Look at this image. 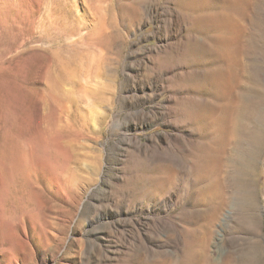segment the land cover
Wrapping results in <instances>:
<instances>
[{
  "label": "rangeland",
  "instance_id": "rangeland-1",
  "mask_svg": "<svg viewBox=\"0 0 264 264\" xmlns=\"http://www.w3.org/2000/svg\"><path fill=\"white\" fill-rule=\"evenodd\" d=\"M245 1L0 0V264H264ZM207 15L236 18L234 48Z\"/></svg>",
  "mask_w": 264,
  "mask_h": 264
},
{
  "label": "bare ground",
  "instance_id": "bare-ground-1",
  "mask_svg": "<svg viewBox=\"0 0 264 264\" xmlns=\"http://www.w3.org/2000/svg\"><path fill=\"white\" fill-rule=\"evenodd\" d=\"M247 1L250 2L251 0H246L245 2H247ZM210 2H211V0H188V6H190L191 8H196V7H199V6L202 7V8H204V7L206 8V6H208L210 4ZM218 2L220 4V6H224L226 8L228 7L229 9H232L233 10L235 8H238L237 6L238 5H241L244 2V0H218ZM222 12H224V11H222ZM226 18H227L226 15H217L216 17L214 15H209L207 17V19H205L203 21L200 20L201 21L200 22L201 23L200 25H202L203 28L206 29L205 26H209V22H211L210 20H212V22L214 21L213 23H214L215 29H217L219 31L225 30L224 28H228V26L230 25L228 29L230 30L231 33H230V36H229L228 39L227 38L224 39L225 36L223 38H220V37H217L216 36L218 38V40H219L220 45H223L224 46L225 43L227 42L228 45L230 46L236 40L235 39L236 38V32H237V29H238L237 27L239 26V23L236 22V18H234V17L230 18L229 22H227L228 21V18L227 19ZM228 23H229V25H228ZM219 36H223V35H221V32H220V35ZM232 47H233V45H232ZM229 48H231V47H229ZM234 51L235 50H230V52L228 53L229 54L228 55V57H229L228 60H229V64L231 66L234 65V63L236 61V55H235ZM222 86H223V84H222Z\"/></svg>",
  "mask_w": 264,
  "mask_h": 264
}]
</instances>
